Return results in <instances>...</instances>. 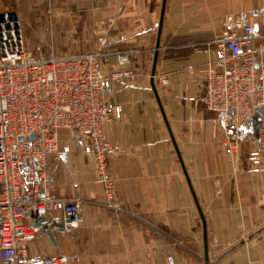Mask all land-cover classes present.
Wrapping results in <instances>:
<instances>
[{
    "label": "crops",
    "instance_id": "1",
    "mask_svg": "<svg viewBox=\"0 0 264 264\" xmlns=\"http://www.w3.org/2000/svg\"><path fill=\"white\" fill-rule=\"evenodd\" d=\"M50 2L52 11L66 13L67 26H97L91 51L134 49L135 76L114 81L122 116L105 125L116 149L109 167L120 209L105 207L92 163L73 137L50 158L49 190L80 201V224L64 232L57 211L42 223L29 220L35 237L27 243L28 257L65 254L68 264H204L207 249L209 264H264V168L249 164L247 137L237 152L228 150L217 114L203 101L214 50L207 43L230 13L248 15L264 31V0H165L155 75H166L168 83L154 79L161 107L150 74L163 0ZM72 12L80 14L70 23ZM115 62L112 57L107 72Z\"/></svg>",
    "mask_w": 264,
    "mask_h": 264
},
{
    "label": "built area",
    "instance_id": "2",
    "mask_svg": "<svg viewBox=\"0 0 264 264\" xmlns=\"http://www.w3.org/2000/svg\"><path fill=\"white\" fill-rule=\"evenodd\" d=\"M206 63L203 101L217 114L223 143L237 152L247 137V160L264 168V31L246 14H226ZM129 51H89L77 55H35L24 44L17 19L0 17V262L3 264H68L65 254L29 258L27 243L35 237L28 222L52 212L62 229L80 224L78 199L49 190V161L68 131L92 163L104 205L120 209L116 178L109 160L115 154L105 125L120 119L114 81L134 79ZM112 57L117 68L107 72ZM155 77V76H154ZM159 85L168 83L164 74ZM259 123L255 131L254 123Z\"/></svg>",
    "mask_w": 264,
    "mask_h": 264
},
{
    "label": "rangeland",
    "instance_id": "3",
    "mask_svg": "<svg viewBox=\"0 0 264 264\" xmlns=\"http://www.w3.org/2000/svg\"><path fill=\"white\" fill-rule=\"evenodd\" d=\"M62 1L63 0H56V3L63 4ZM50 3V0H0V17L3 19H17L19 21L24 44L26 48L35 55H77L85 53V51L89 52L97 47V26L95 24L83 30L76 26H67L66 13L63 11H52L55 7ZM57 8L61 9L63 6L59 5ZM74 14L80 13L72 12L68 20L69 22ZM82 31H84L82 38H71V36L73 37L74 35L80 36ZM102 50L103 49L94 51ZM129 50L134 49H122L117 51ZM154 76L153 79L157 82L155 73ZM70 139H73L71 133L63 131L61 133L60 149L68 144ZM0 264L3 263L0 262Z\"/></svg>",
    "mask_w": 264,
    "mask_h": 264
},
{
    "label": "water",
    "instance_id": "4",
    "mask_svg": "<svg viewBox=\"0 0 264 264\" xmlns=\"http://www.w3.org/2000/svg\"><path fill=\"white\" fill-rule=\"evenodd\" d=\"M164 3H165V0H163V2H162V11H161V18H160L159 27H158V35H157V41H156V47H155V55H154V58H153V64H152V69H151V74H150V78H151V88L153 90V93H154V95L156 97V100L158 101V104L160 105V107H161L160 99H159L158 94H157V90H156V87H155V83H154L153 77H154V73H155V65H156V59H157V52H158V47H159V38H160V31H161V26H162V15H163ZM161 112L163 114L162 108H161ZM163 117H164L165 123H166V125L168 127V124H167V121H166V118H165V115L164 114H163ZM258 127H259V123L256 121L254 123L255 131L258 129ZM168 129H169V127H168ZM172 141L174 143L173 138H172ZM174 145H175V143H174ZM175 148H176V145H175ZM184 172L186 174V171L185 170H184ZM35 221H36V223H42V222H44V218L43 217H39V218L35 219ZM204 260H205V263L204 264H209V262H208L207 249L205 251V259Z\"/></svg>",
    "mask_w": 264,
    "mask_h": 264
}]
</instances>
